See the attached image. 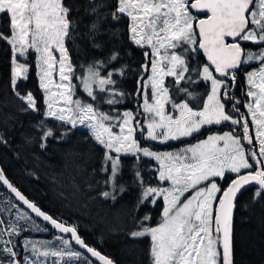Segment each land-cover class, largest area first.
Wrapping results in <instances>:
<instances>
[{
	"label": "snow or ice",
	"instance_id": "1",
	"mask_svg": "<svg viewBox=\"0 0 264 264\" xmlns=\"http://www.w3.org/2000/svg\"><path fill=\"white\" fill-rule=\"evenodd\" d=\"M0 18L15 109L0 120V163L9 149L19 160V148L70 145L83 129L82 155L99 167L84 188L70 178L73 195L120 205L145 264H238L236 212L264 206V0H0ZM125 45L140 50L134 66ZM33 66L40 96L24 86ZM0 189L11 194L0 192V264H117L3 166ZM32 214L52 240L22 235L49 230Z\"/></svg>",
	"mask_w": 264,
	"mask_h": 264
},
{
	"label": "trees",
	"instance_id": "2",
	"mask_svg": "<svg viewBox=\"0 0 264 264\" xmlns=\"http://www.w3.org/2000/svg\"><path fill=\"white\" fill-rule=\"evenodd\" d=\"M76 2L83 3L84 0H76ZM0 30L7 31V25L2 18H0ZM125 47L131 52V56L125 58L130 59L134 66L141 60L140 50L132 49L129 45H125ZM8 55L7 49L0 44V104L9 101L7 108L0 107V120L5 118L6 113L15 112L10 102L11 90L7 87ZM83 62V57H81L80 63ZM24 86L37 96L41 95L34 66L31 68L29 80ZM127 87L129 90L134 87L131 77ZM241 87L242 83L237 86L235 91L237 97L243 100L245 98L241 94ZM193 90L197 100H193L192 103L198 105L202 102L205 89L200 87ZM132 106V103L127 105V107ZM36 119L39 117L35 114L24 117L21 131H31L29 124L34 123ZM199 138L202 139L203 136ZM15 139L19 142V135H16ZM196 142V138L188 140V143ZM177 146L183 145L177 141L173 147ZM159 147L163 149L167 146ZM87 149L88 145L84 141V130L81 129L73 136L70 145L61 147L53 143L49 150L44 153H41L37 148L35 150L36 155H34L30 151L19 148L21 157L19 160L15 158L13 150L9 149L0 165L7 168L10 179L42 210L67 221L69 224L77 225L80 234L88 243L113 257L117 264H145L147 244H133L126 237L122 229L125 211L121 209L120 205L109 206L98 199L90 198L83 191L73 195L70 178L75 177L76 182L81 188H84L86 181L90 179L91 169L99 167L98 159L91 163L86 162L87 157L82 154ZM3 151L0 149V153ZM125 163L130 166L131 160L128 159ZM83 168H87L88 171L83 172ZM28 172L34 173V176H28ZM127 175L128 168L126 167L125 177ZM251 188L248 191H243V195L240 197L242 205L250 199ZM0 192L6 193V190L0 189ZM6 194L11 196L10 193ZM130 199V197H125V200L130 201ZM33 218L42 227H47L34 216ZM48 229L47 232L28 231L22 235L33 240H52L57 233L50 228ZM234 245L238 264H264V206L258 204L252 209L240 207L237 210L234 218ZM21 254L23 255L22 249Z\"/></svg>",
	"mask_w": 264,
	"mask_h": 264
},
{
	"label": "water",
	"instance_id": "3",
	"mask_svg": "<svg viewBox=\"0 0 264 264\" xmlns=\"http://www.w3.org/2000/svg\"><path fill=\"white\" fill-rule=\"evenodd\" d=\"M1 166V165H0ZM250 187H253V186H249V188ZM243 191V190H242ZM33 216H34V214H32ZM35 217V216H34ZM36 219H38L39 221H41L42 223H44L48 228H50L51 229V226L50 225H47V223L46 222H44V221H42V219L41 218H39V217H35ZM52 230H54V229H52ZM55 231V230H54Z\"/></svg>",
	"mask_w": 264,
	"mask_h": 264
},
{
	"label": "rangeland",
	"instance_id": "4",
	"mask_svg": "<svg viewBox=\"0 0 264 264\" xmlns=\"http://www.w3.org/2000/svg\"><path fill=\"white\" fill-rule=\"evenodd\" d=\"M177 147H180V146H177ZM173 148H175V147H173Z\"/></svg>",
	"mask_w": 264,
	"mask_h": 264
}]
</instances>
